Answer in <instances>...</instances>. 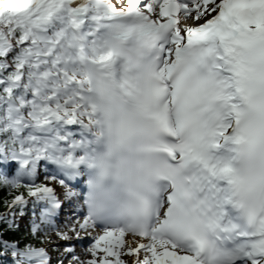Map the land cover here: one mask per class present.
Returning <instances> with one entry per match:
<instances>
[{"label": "snow or ice", "instance_id": "snow-or-ice-1", "mask_svg": "<svg viewBox=\"0 0 264 264\" xmlns=\"http://www.w3.org/2000/svg\"><path fill=\"white\" fill-rule=\"evenodd\" d=\"M0 188V264H264V0H0Z\"/></svg>", "mask_w": 264, "mask_h": 264}, {"label": "rangeland", "instance_id": "rangeland-1", "mask_svg": "<svg viewBox=\"0 0 264 264\" xmlns=\"http://www.w3.org/2000/svg\"><path fill=\"white\" fill-rule=\"evenodd\" d=\"M50 236H51V240L50 241H47L44 243V246H46L47 248H49L50 250L53 251V258H56L58 255H60L61 253L60 252H57L55 250V245H62L64 243V241L60 240L57 236H56V233L55 231L51 232L50 233ZM84 250V247L83 245L81 244H77L76 245V252L77 254L81 255L82 252ZM83 256V255H81ZM65 264H67V261H65Z\"/></svg>", "mask_w": 264, "mask_h": 264}, {"label": "trees", "instance_id": "trees-1", "mask_svg": "<svg viewBox=\"0 0 264 264\" xmlns=\"http://www.w3.org/2000/svg\"><path fill=\"white\" fill-rule=\"evenodd\" d=\"M6 198H9L7 189L0 188V213H2L4 211L3 200Z\"/></svg>", "mask_w": 264, "mask_h": 264}]
</instances>
